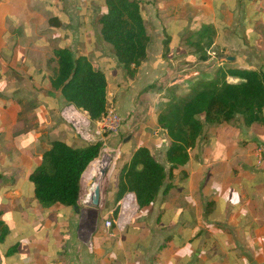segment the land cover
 <instances>
[{
    "label": "crops",
    "instance_id": "1",
    "mask_svg": "<svg viewBox=\"0 0 264 264\" xmlns=\"http://www.w3.org/2000/svg\"><path fill=\"white\" fill-rule=\"evenodd\" d=\"M139 1L150 42L128 82L101 35L105 0H0V235L6 230L0 264H264V153L258 149L264 123L247 125L237 114L205 125L187 163L171 169L170 138L155 114L167 86L178 84L176 93H186L221 65L218 57L264 73V0ZM203 24H212L215 34L200 60L185 38ZM58 47L87 56L105 73L107 92L122 80L127 89L139 86L137 96L151 105L141 104L136 119L142 118L122 143H102L100 152L111 151L107 170L101 174L105 163L96 167V159L89 163L76 205L43 206L30 180L43 153L55 140L73 147L90 142L61 114L77 111L90 119L87 112L50 84ZM121 96L112 94L118 111ZM91 121L84 135L115 137ZM142 145L167 175L154 201L140 208L132 192L118 201L115 194L120 168ZM95 186L97 203L91 202Z\"/></svg>",
    "mask_w": 264,
    "mask_h": 264
},
{
    "label": "trees",
    "instance_id": "2",
    "mask_svg": "<svg viewBox=\"0 0 264 264\" xmlns=\"http://www.w3.org/2000/svg\"><path fill=\"white\" fill-rule=\"evenodd\" d=\"M100 15L101 35L124 69V80L136 76L137 68L147 57L150 36L147 33L139 0H105ZM215 28L203 24L185 38L195 48L198 59H207L206 48L213 42ZM195 38V39H194ZM56 68L50 78L67 103L87 112L91 120L101 119L108 108L107 79L85 55H75L68 47L53 50ZM227 76L240 81L229 82ZM154 84L149 85L150 89ZM172 87V86H171ZM170 88L167 100L160 102L157 122L167 132L166 150L171 169L184 166L188 149L195 145L205 125L229 122L237 114L245 124L264 123V73L259 69L218 66L211 78L193 81L186 93L178 95ZM102 141L73 147L60 140L52 141L40 164L30 174L37 200L43 206L54 203L76 205L82 174L100 155ZM164 166L154 159L148 146L137 147L130 160L119 170L115 199L132 192L138 207L149 206L164 185ZM6 230L1 233L3 237Z\"/></svg>",
    "mask_w": 264,
    "mask_h": 264
},
{
    "label": "rangeland",
    "instance_id": "3",
    "mask_svg": "<svg viewBox=\"0 0 264 264\" xmlns=\"http://www.w3.org/2000/svg\"><path fill=\"white\" fill-rule=\"evenodd\" d=\"M263 29V28H262ZM261 29V30H262ZM220 57H218L217 59H218V62H222L221 63V65L220 66H234L233 64H232V62L230 61V60H227L226 58H220ZM209 64H211V63H209ZM218 67V66H217ZM216 67V68H217ZM215 68V69H216ZM215 69H214V71H215ZM125 72V71H124ZM210 75L208 76L209 78H211L212 76H214V72H210L209 73ZM205 76H207V75H205ZM208 77H204L203 76V78H208ZM123 78H124V75H123ZM198 79H200V78H198ZM228 80V79H227ZM233 80H236V79H231V78H229V82H237V81H233ZM195 81V80H194ZM123 81L121 80V84L120 83H118V82H114L109 88H108V91L109 92H107V96H108V107H111V108H113L114 110H115V112L118 114V116H119V118H120V123H119V125L117 126V128L115 129V130H112V129H108V128H106V127H104L103 125L101 126V124H98L97 123V121H100L101 119H99V120H94L93 121V123H94V127L96 128V129H99L100 130V133H104V134H107V135H112V134H114L115 135V137L114 136H112V137H109L106 141H103V140H100V141H102V143L103 142H107V144H105V147L106 146H114V145H116V142H120V143H122L125 139H126V136H127V134L129 133V132H132V131H134L135 130V128H136V124H137V122L138 121H140V118H142V117H140L139 118V120H137L136 119V114L137 113H139L140 111V108L142 107V103H146V106H147V108H148V106H150L151 105V100L150 99H147V100H143L142 98L143 97H139V96H137V92H138V89H139V86L138 87H136V89L135 90H133V89H131V87H129L128 89H127V85H126V83L125 84H123L122 83ZM129 82V81H128ZM193 83V82H192ZM191 83V84H192ZM123 84V86H121ZM190 84V85H191ZM155 86H156V84H154L153 85V87L152 88H155ZM172 87H174V86H178V84L177 85H171ZM171 86H167V88L164 90V92H166V96L168 97L169 95H170V88H172ZM162 89H163V87H162ZM111 92H112V94H113V92L115 93V92H119V94H121L122 96V101H121V104H120V106H121V111H118V109H117V106L115 105V102H114V100L112 99V94H111ZM135 97H136V99H135ZM112 99V100H111ZM156 102H158L157 103V105H156V109H155V114H156V116H157V113L159 112V110H160V106H159V104H160V102H164V101H161V100H159V99H157V100H155ZM154 101V102H155ZM166 101V100H165ZM80 110H82V109H80ZM79 110V111H80ZM64 111V110H63ZM73 112H75V111H73ZM77 113V114H76ZM76 113H75V115H74V117L76 118V119H78L79 120V122H80V120L83 122V125H81L80 123L78 124L79 125V127L78 128H80V131H82L83 132V130L84 129H89L90 127H91V124H92V121L90 120V119H88L87 117H85V115H83L81 112H77L76 111ZM62 114V113H61ZM106 114H104V116H105ZM126 116L128 117V118H126ZM82 117H85L87 120H85V118H82ZM127 119H128V121H127ZM74 120V119H73ZM65 121H68V122H70V124L73 126V128H74V130H75V132H76V134H78V136L81 138V139H83L84 140V137L82 136V135H80V133H78V131H77V129H76V127L72 124V121H70V120H65ZM127 121V122H126ZM101 122V121H100ZM128 123V126L130 125V128H125L124 129V125L125 124H127ZM121 128H123V129H121ZM95 133H98L99 134V132L97 131H95ZM99 137H100V134L98 135ZM97 135L95 136V137H88V139L90 140V142H96V141H99V137H98ZM103 145V144H102ZM101 149H102V147H101ZM101 151V150H100ZM110 150L109 149H107V148H105V150L104 151H102V152H100V155L96 158V161H95V163H93V165L94 166H101L102 164H104L105 163V161L106 160H108V157L107 156H109L110 158H111V156L109 155L110 154ZM106 159V160H105ZM107 167H108V165H107ZM95 168V167H94ZM93 168V169H94ZM91 171H93L92 169H91Z\"/></svg>",
    "mask_w": 264,
    "mask_h": 264
},
{
    "label": "built area",
    "instance_id": "4",
    "mask_svg": "<svg viewBox=\"0 0 264 264\" xmlns=\"http://www.w3.org/2000/svg\"><path fill=\"white\" fill-rule=\"evenodd\" d=\"M75 113H76V111L73 112V111H69V110H64V111H62V116L66 120L72 121V124L76 127L78 133H80V135H82L85 139H88V137L86 135H84L82 131H80V128H78L79 127L78 124L80 123L81 125H83V122L81 120L79 122V120L74 117ZM105 114L106 115L103 116L102 119L100 120L101 122L97 121V123L101 124V126L103 125L104 127L108 128V129L115 130L121 121L118 114L111 107L107 108V111ZM82 118H85V117H82ZM85 120H87V119L85 118ZM258 149L261 153H264V144L259 145ZM110 224H111V222L107 220L106 225L108 226Z\"/></svg>",
    "mask_w": 264,
    "mask_h": 264
},
{
    "label": "water",
    "instance_id": "5",
    "mask_svg": "<svg viewBox=\"0 0 264 264\" xmlns=\"http://www.w3.org/2000/svg\"><path fill=\"white\" fill-rule=\"evenodd\" d=\"M226 59L227 60H233V57L227 56ZM106 170H107V164L105 163L101 169V174H104ZM98 196H99V189L97 186H95L94 193H93V196L91 198V202L97 203Z\"/></svg>",
    "mask_w": 264,
    "mask_h": 264
}]
</instances>
